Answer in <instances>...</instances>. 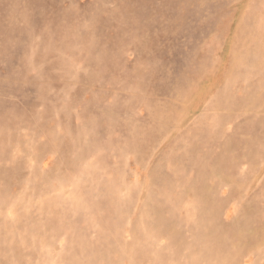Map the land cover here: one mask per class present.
<instances>
[{"label":"rangeland","instance_id":"374dc122","mask_svg":"<svg viewBox=\"0 0 264 264\" xmlns=\"http://www.w3.org/2000/svg\"><path fill=\"white\" fill-rule=\"evenodd\" d=\"M0 264H264V0H0Z\"/></svg>","mask_w":264,"mask_h":264}]
</instances>
